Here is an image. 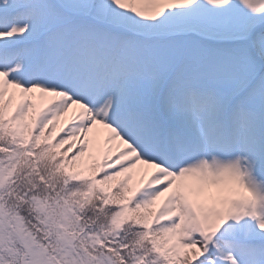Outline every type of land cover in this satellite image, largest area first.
Listing matches in <instances>:
<instances>
[{
  "label": "snow or ice",
  "instance_id": "snow-or-ice-1",
  "mask_svg": "<svg viewBox=\"0 0 264 264\" xmlns=\"http://www.w3.org/2000/svg\"><path fill=\"white\" fill-rule=\"evenodd\" d=\"M0 264H264V0H0Z\"/></svg>",
  "mask_w": 264,
  "mask_h": 264
}]
</instances>
